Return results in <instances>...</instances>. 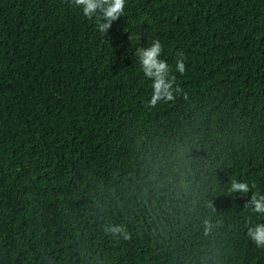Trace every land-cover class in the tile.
I'll return each mask as SVG.
<instances>
[{
  "label": "trees",
  "instance_id": "1",
  "mask_svg": "<svg viewBox=\"0 0 264 264\" xmlns=\"http://www.w3.org/2000/svg\"><path fill=\"white\" fill-rule=\"evenodd\" d=\"M154 39L183 91L150 108ZM232 179L264 193V0H125L105 36L0 0V264H264Z\"/></svg>",
  "mask_w": 264,
  "mask_h": 264
},
{
  "label": "clouds",
  "instance_id": "2",
  "mask_svg": "<svg viewBox=\"0 0 264 264\" xmlns=\"http://www.w3.org/2000/svg\"><path fill=\"white\" fill-rule=\"evenodd\" d=\"M73 7H78L83 16L88 20L95 21L96 29L104 36L111 28L113 21L117 20L125 12V0H70ZM131 36L129 37V40ZM162 44L158 39L151 41L147 47H137L133 56L138 58L143 75L151 80V97L146 104L148 107H156L161 101H174L176 95L183 89L176 83L177 77L172 74L170 65L161 58ZM176 71L183 74L185 72L184 53L177 52ZM255 184H250L245 180L232 179L228 189L230 194H246L251 192L245 207L250 206L252 212L264 215V193L252 192ZM206 230H210L211 222L204 221ZM104 231L113 236L122 234L125 239L128 234L120 225H105ZM247 237L258 248H264V222L255 223L247 228Z\"/></svg>",
  "mask_w": 264,
  "mask_h": 264
}]
</instances>
